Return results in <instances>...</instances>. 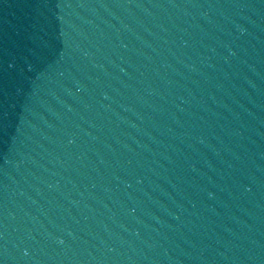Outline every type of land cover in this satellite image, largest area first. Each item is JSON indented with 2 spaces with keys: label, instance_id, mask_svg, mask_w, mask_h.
Masks as SVG:
<instances>
[{
  "label": "water",
  "instance_id": "obj_1",
  "mask_svg": "<svg viewBox=\"0 0 264 264\" xmlns=\"http://www.w3.org/2000/svg\"><path fill=\"white\" fill-rule=\"evenodd\" d=\"M0 264H264V0H0Z\"/></svg>",
  "mask_w": 264,
  "mask_h": 264
}]
</instances>
